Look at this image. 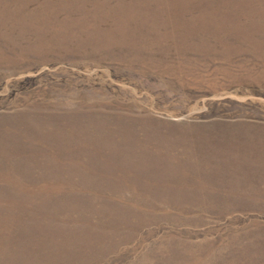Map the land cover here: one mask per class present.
Masks as SVG:
<instances>
[{
	"label": "rangeland",
	"instance_id": "374dc122",
	"mask_svg": "<svg viewBox=\"0 0 264 264\" xmlns=\"http://www.w3.org/2000/svg\"><path fill=\"white\" fill-rule=\"evenodd\" d=\"M0 264H264V0H0Z\"/></svg>",
	"mask_w": 264,
	"mask_h": 264
}]
</instances>
